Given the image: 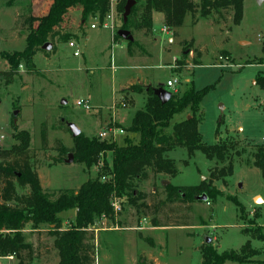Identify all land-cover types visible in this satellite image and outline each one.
Wrapping results in <instances>:
<instances>
[{
  "label": "rangeland",
  "instance_id": "obj_1",
  "mask_svg": "<svg viewBox=\"0 0 264 264\" xmlns=\"http://www.w3.org/2000/svg\"><path fill=\"white\" fill-rule=\"evenodd\" d=\"M48 5L49 0H0V71L9 68L3 52L24 48L27 30L22 18L28 8L33 15H42ZM97 21L88 17L81 28L80 11L69 10L60 27V33H67V38L55 37L54 51L37 52L29 67L21 62L9 83L0 76V135L3 136L0 151L16 143L14 127L28 131L30 162L44 191L55 198L63 190L77 189L82 182L95 177L97 170V166L87 169L80 163L67 164L64 162L67 155L62 162H56L60 156L57 142L68 148L73 146L66 122L75 124L92 138L114 121L124 130L123 134L116 135L115 143L137 142L139 135L127 132L126 128L133 113L143 108L146 94L134 95L133 102L129 88L121 89L126 82L148 79L156 86L175 77L178 82L169 90L179 94L190 82L196 90L211 86L199 105L202 120L198 128L207 144L216 141L217 127L218 138L235 143L232 174L211 182L217 191L212 201H176L163 205L155 216L161 224H168L167 227L150 228L153 227L151 214L139 216L123 196L121 211L114 221L102 218L96 228H90L95 238L94 263L136 264L139 259H145L147 264H200V247L204 244H211L222 252L239 250L249 239L251 246L259 251L253 261L227 260L224 264H264V239L250 238L243 233L256 226L264 233V177L252 164L251 157L254 145L264 144V90L255 81L264 74V0L261 3L244 0L243 17L238 25L232 23L231 13L222 19L215 15L198 18L196 23L187 14L175 35L166 29L163 31V15L154 12L152 34L146 37L142 31L132 34L143 48L140 57L126 55L125 40L120 46L112 44L111 47L109 30L103 25L111 21ZM92 23L97 24L96 29L90 28ZM109 29L113 38L115 28ZM85 33L90 34L88 40ZM184 40L193 41L185 52L180 44ZM193 49L199 50L198 57ZM74 50H78L77 56ZM195 59L199 65L194 64ZM178 60V67H171ZM78 99H87L90 108L86 110L77 105ZM15 109L18 113L13 123ZM184 116H190L187 110L174 115L169 130ZM42 127L47 132L45 148L40 142ZM166 155L174 160L177 172L174 176L149 172L147 180L138 182L136 190L148 195L147 202L164 199V181L176 186L197 185L208 180L209 169L217 164L201 151L188 158L183 147L174 148ZM105 158L110 161L109 152ZM17 190L27 191L18 187ZM153 191L156 193L151 194ZM256 195L261 199L255 201ZM59 216L65 228L74 219L75 210L61 212ZM50 229L45 223L37 228H31L30 223L25 225L24 239L32 245L28 264L58 263ZM206 237L211 238L210 243L204 242ZM16 263L14 258L11 264Z\"/></svg>",
  "mask_w": 264,
  "mask_h": 264
},
{
  "label": "trees",
  "instance_id": "obj_2",
  "mask_svg": "<svg viewBox=\"0 0 264 264\" xmlns=\"http://www.w3.org/2000/svg\"><path fill=\"white\" fill-rule=\"evenodd\" d=\"M127 20L124 23L122 14L126 0H49V5L42 15H33L29 7L23 15L22 24L27 34L22 50L3 52L9 68L1 70L0 76L6 83L12 81L17 74L21 62L28 67L32 65L33 57L37 52H49L41 47L51 41V51L55 50L54 39L67 38V33H60V27L71 9L80 11V27L88 17L96 18L102 23L113 7V26L115 32L113 41L121 40L117 34L119 29H127L133 34L142 31L144 36L152 34V14L160 12L163 15V26L173 32L183 24L187 14L192 17V23L198 18H209L213 15L224 18L231 13L232 23L238 25L243 17L244 0H134ZM128 55L143 50L138 40L126 41ZM193 41H180L183 52L192 46ZM264 49V48H263ZM197 57L198 49H193ZM142 54V53H141ZM262 58V57H261ZM259 58V59H261ZM264 58V57H263ZM258 60V59H257ZM251 63V62H248ZM180 64L179 60L176 62ZM195 65H199L197 59ZM256 83L264 90V74L256 78ZM151 87V86H150ZM211 86L196 90L192 82L181 94L171 92L167 102L161 103L151 88L145 90L141 84H132L128 88L131 93L145 91L146 99L143 108L137 109L130 120L127 132L137 133V142L126 140L123 144L114 141L99 140L97 136L88 137L80 132L72 137L73 146L65 147L57 142V151L60 154L55 160L62 162L63 156L70 151L73 162L83 164L87 169L97 166L95 177L82 182L77 189L63 190L55 198L44 191L40 180L29 157L30 135L26 130H17L14 127L13 137L16 143L7 150L0 151V256L14 255L16 264H28L32 258V245L25 241L22 233L25 225L30 223L31 228L45 223L51 226L50 235L54 238V247L58 253L57 264H95L94 233L91 227L102 218L114 221L113 201L116 199L122 207L121 198L127 197V203L133 207L138 215L151 214V226L167 227L161 224L156 214L168 202H193L195 197L205 194L206 201H212L217 195L214 180H224L232 174V154L236 151L235 143L231 140L218 138L207 144L199 132V123L202 120L200 102ZM187 110L189 117L171 125L174 115ZM221 122V121H220ZM219 122V123H220ZM68 128V127H67ZM69 130V129H68ZM41 147L47 144L45 127L40 131ZM183 147L188 158L196 151H201L208 160L220 164L209 169L207 181L191 186H176L168 183L163 187L164 199L146 201L148 195L136 190L138 182L147 180L149 172L153 174H167L174 176L177 168L173 159L166 152ZM110 153V161L105 158ZM252 164L257 167L264 177V144H255L251 152ZM226 162V164H224ZM27 189L25 192H18ZM153 191L151 194H155ZM232 201H236L233 200ZM74 209L75 216L69 226L62 228L61 212ZM186 225V224H181ZM260 226L243 231L250 238L264 239ZM202 260L200 264H224L225 261L250 263L259 251L253 248L247 239L239 250H225L218 252L211 244L200 247ZM136 264H147L145 259H139Z\"/></svg>",
  "mask_w": 264,
  "mask_h": 264
},
{
  "label": "water",
  "instance_id": "obj_3",
  "mask_svg": "<svg viewBox=\"0 0 264 264\" xmlns=\"http://www.w3.org/2000/svg\"><path fill=\"white\" fill-rule=\"evenodd\" d=\"M256 1H257V3H261L263 0H256ZM134 4H135L134 0H126V3L124 5V11H123V14H122V19H123L124 23L126 22L127 16L130 13V9H131V7ZM117 34L122 39H124L125 41H132L133 40L132 34L127 29H119L117 31ZM51 46H52V44L48 41L45 44H43L41 48L43 50L49 51L51 49ZM150 88H151L152 93L155 96H157V98L160 100L161 103L167 102L168 99L171 96L170 90H168L163 83H160V84L156 85L155 87H152V86L150 87V85H148V86L145 87V90L147 91ZM62 102L65 103V100L62 101ZM17 113H18V110H16V109L12 113V115H13V123H15L16 120H17L16 119ZM66 125H67L72 137H75V136L80 134L81 130L75 124H73L71 122H66ZM64 162L67 163V164L73 162V154L71 152L67 153V158L64 159ZM167 184H168V182H166V181L163 182V185H167ZM256 198H258V199H256ZM195 199L196 200L206 201L207 197H206L205 194H201V195L196 196ZM259 199H261V197L259 195H256L255 198H254L255 201H258ZM204 242L205 243H210L211 242V238L210 237H206Z\"/></svg>",
  "mask_w": 264,
  "mask_h": 264
},
{
  "label": "built area",
  "instance_id": "obj_4",
  "mask_svg": "<svg viewBox=\"0 0 264 264\" xmlns=\"http://www.w3.org/2000/svg\"><path fill=\"white\" fill-rule=\"evenodd\" d=\"M111 21L110 24H106V22H104V27H108L112 29V25H113V12L112 10H110V12L106 15L104 21ZM96 24L92 23L91 27H95ZM113 33V32H112ZM114 35V34H112ZM114 45V43H112ZM69 45H73V42H69ZM73 54L75 56H77L79 54L78 50H74ZM171 67L173 68H177L178 65L174 64ZM178 82V79L175 77H172L170 79H168L166 81V83L164 84L165 87L169 90V88H173L175 86V84ZM76 104L79 106H82L84 109H89V101L87 99H78L76 101ZM122 106H124V102H121ZM124 130L123 128L117 126L115 124L114 121H111L110 123L106 124L104 127H102L97 133L96 136L99 138V140H105V141H114L116 139V135L117 134H123ZM3 138L2 135H0V141ZM113 205V210H114V215L116 218V215L121 211V207L119 205V202L115 199L112 203ZM142 227H139V229H141ZM14 255L10 254V255H6V256H0V264H11L12 261L14 260ZM3 260L7 261V262H3Z\"/></svg>",
  "mask_w": 264,
  "mask_h": 264
},
{
  "label": "crops",
  "instance_id": "obj_5",
  "mask_svg": "<svg viewBox=\"0 0 264 264\" xmlns=\"http://www.w3.org/2000/svg\"><path fill=\"white\" fill-rule=\"evenodd\" d=\"M152 18H153V14H152ZM98 22V21H97ZM96 22V23H97ZM84 28V27H83ZM90 28L91 29H96L97 28V24H96V26L95 27H91V24H90ZM107 29L109 30V43H110V46L112 47V43H111V39H112V36H111V31H110V29L107 27ZM164 29L165 28H163V31H164ZM83 32H85L84 30H83ZM142 34H143V32H142ZM143 36H144V34H143ZM84 37H85V39L86 40H88L89 39V37H90V34H84ZM144 37H146V36H144ZM122 40H124V39H121V40H115L114 41V44H118V46H120V44L122 43ZM140 43V42H139ZM141 44V43H140ZM126 46H127V44L125 45V51H126ZM126 53H127V51H126ZM126 55H128V53L126 54ZM142 54L141 53H139V52H135L133 55H128V57H140ZM125 62H127L128 63V61H125ZM115 67V66H114ZM168 80V79H167ZM132 84H141V85H144L145 87L146 86H148V85H150V86H152V87H155V86H153L151 83H150V81L148 80V79H145V80H140V78H137L136 79V81H134V80H130V81H128V82H126V84L123 86V88H121L122 90L124 89V88H126V87H129L130 85H132ZM165 84V83H164ZM136 94H140V93H132L131 95H132V97H131V99L133 100V102H134V98H133V96L134 95H136ZM144 95H145V91H144ZM122 96H123V93H122ZM129 96V95H128ZM150 228H156V227H150ZM148 229V228H147ZM154 260H155V258H154ZM133 261H135V258H134V260ZM155 262H156V260H155Z\"/></svg>",
  "mask_w": 264,
  "mask_h": 264
},
{
  "label": "bare ground",
  "instance_id": "obj_6",
  "mask_svg": "<svg viewBox=\"0 0 264 264\" xmlns=\"http://www.w3.org/2000/svg\"><path fill=\"white\" fill-rule=\"evenodd\" d=\"M256 199H258V198H256Z\"/></svg>",
  "mask_w": 264,
  "mask_h": 264
}]
</instances>
